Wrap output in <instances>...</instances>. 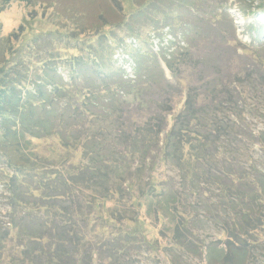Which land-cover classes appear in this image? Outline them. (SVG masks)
Instances as JSON below:
<instances>
[{
    "label": "rangeland",
    "instance_id": "obj_1",
    "mask_svg": "<svg viewBox=\"0 0 264 264\" xmlns=\"http://www.w3.org/2000/svg\"><path fill=\"white\" fill-rule=\"evenodd\" d=\"M40 1L60 8L86 4L91 13L121 18L111 0ZM120 1L134 36L123 39L112 60L134 88L122 98L130 126L143 127L148 118L155 119V126L164 120L150 155L154 160L142 171H135L133 164L122 175L130 179V190L121 187L122 195L110 196L96 213L78 200L83 220L73 216V191L50 196L51 204L59 207L55 213L34 208L37 198L32 195L7 219V193L0 185V222L12 221V241L2 264L53 263L58 254L67 264H264V0H169L161 6L151 3L141 13H135L134 0ZM60 21L52 9L25 8L18 1L0 10L4 36L24 25L22 46L27 38L66 24ZM114 32L127 35L122 27ZM165 61L172 64L171 72ZM187 92L197 114L203 113V133L212 115L219 120V131L215 141L206 144L208 168L191 161L192 169L203 175L183 181L165 160L162 145ZM214 106L219 112L212 111ZM156 131L153 127L146 137L150 145L155 144ZM58 140L51 136L32 144L48 158L69 152L62 165L56 162L49 171H60L56 176L65 178L68 169L81 162V148L63 150ZM182 151L185 155L187 147ZM130 161L125 157L122 167ZM207 171L211 179L205 180ZM56 176L50 175L47 183H54ZM163 193L177 197L172 214L160 199L148 206L149 198ZM73 227L76 232L71 233Z\"/></svg>",
    "mask_w": 264,
    "mask_h": 264
},
{
    "label": "trees",
    "instance_id": "obj_2",
    "mask_svg": "<svg viewBox=\"0 0 264 264\" xmlns=\"http://www.w3.org/2000/svg\"><path fill=\"white\" fill-rule=\"evenodd\" d=\"M10 1L0 0V10ZM12 1L24 3L25 8L52 9L56 21L62 20L60 22L67 26L60 25L54 31L27 38L24 46L21 45L23 38L26 39L23 24L5 36L0 26V185L7 193L4 203L8 207L3 216L12 218V210L25 203L24 199L29 202L26 197L32 195L37 198L31 202L36 205L34 208L43 207L55 213L59 207L51 204L50 196L71 195L73 191L77 197L73 216L83 220L78 200L96 213L104 207L103 202L112 200L110 196L122 195L121 187L130 190V179L122 175L128 173L133 164H137L135 171L150 168L154 160L150 155L164 131V120L155 126V119L148 118L143 127L134 128L127 122L129 116L122 98L130 96L134 88L115 66L112 57L123 39L134 34L120 0H111L121 17L117 20H111L103 13H91L86 10V4L60 8L56 3L40 0ZM134 1L138 8L135 13H141L151 3L161 6L169 0H144L147 5L139 3L141 0ZM121 27L127 35H114V30ZM165 64L171 72L172 64L169 61ZM139 68L136 71L138 77ZM211 97L214 100L213 92ZM194 108L187 92L183 108L165 134L162 145L165 160L179 170L183 181H187L189 175L196 178L203 175L192 169L191 161L208 168L206 144L214 142L219 131V120L212 115L207 124L209 130L203 133L206 121L202 111L197 114ZM212 111L219 112L217 106ZM153 127H157L156 139L155 144L150 145L151 141L146 137ZM132 132L134 136L130 135ZM51 136L59 139L63 150L73 146L81 148V162L72 165L65 178L56 176L60 171H49L56 162L62 165L66 161L68 151L59 158H48L33 149L34 140ZM188 137L194 142L190 143ZM184 146L187 152L182 155ZM127 156L131 161L122 167ZM50 175L56 176L52 184L47 183ZM207 179H211L209 171L205 176ZM34 192L39 195L35 196ZM151 193L152 190L147 191V195ZM164 194H155V200L149 198L148 206L152 208L160 199L165 210L172 214L177 197L174 193ZM70 232H76V229L73 227ZM11 233L12 221L0 222L1 264L6 262L3 252L12 241ZM62 257L58 254L55 262L47 261V264H67Z\"/></svg>",
    "mask_w": 264,
    "mask_h": 264
}]
</instances>
